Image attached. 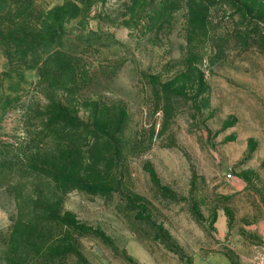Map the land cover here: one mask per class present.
I'll return each mask as SVG.
<instances>
[{"label":"rangeland","instance_id":"obj_1","mask_svg":"<svg viewBox=\"0 0 264 264\" xmlns=\"http://www.w3.org/2000/svg\"><path fill=\"white\" fill-rule=\"evenodd\" d=\"M29 5L77 76L0 46V143L53 101L118 165L105 193L1 190L0 264H264V0H0V24Z\"/></svg>","mask_w":264,"mask_h":264},{"label":"trees","instance_id":"obj_2","mask_svg":"<svg viewBox=\"0 0 264 264\" xmlns=\"http://www.w3.org/2000/svg\"><path fill=\"white\" fill-rule=\"evenodd\" d=\"M2 7L0 14L6 9ZM21 12L20 20L0 24V46L13 51L6 53L9 64H30L38 72L50 67L54 75L63 70L73 81L77 76L76 56L63 50L60 29L48 21L32 22L28 18L34 12L32 5L25 6ZM53 104L52 101L45 113L36 111L38 132L25 131L22 141L5 146L0 143V191L17 189L18 198L22 199L26 183L32 178L54 181L65 191L83 187L100 188L99 191L105 193V186L113 178L118 163L111 150L100 151L97 158L93 154L96 155L95 147L108 136L89 132L88 122L70 116L66 108Z\"/></svg>","mask_w":264,"mask_h":264},{"label":"crops","instance_id":"obj_3","mask_svg":"<svg viewBox=\"0 0 264 264\" xmlns=\"http://www.w3.org/2000/svg\"><path fill=\"white\" fill-rule=\"evenodd\" d=\"M194 264H232L231 260L220 253H212L204 258L195 260Z\"/></svg>","mask_w":264,"mask_h":264}]
</instances>
